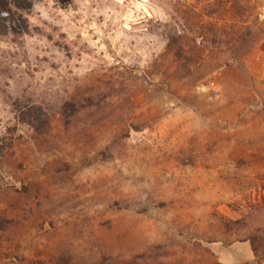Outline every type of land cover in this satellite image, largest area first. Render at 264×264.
Masks as SVG:
<instances>
[{
	"label": "rangeland",
	"instance_id": "374dc122",
	"mask_svg": "<svg viewBox=\"0 0 264 264\" xmlns=\"http://www.w3.org/2000/svg\"><path fill=\"white\" fill-rule=\"evenodd\" d=\"M0 264H264V0H0Z\"/></svg>",
	"mask_w": 264,
	"mask_h": 264
}]
</instances>
